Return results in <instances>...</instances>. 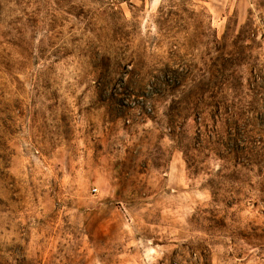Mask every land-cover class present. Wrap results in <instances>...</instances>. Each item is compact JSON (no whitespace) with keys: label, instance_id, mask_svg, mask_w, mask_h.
<instances>
[{"label":"rangeland","instance_id":"obj_1","mask_svg":"<svg viewBox=\"0 0 264 264\" xmlns=\"http://www.w3.org/2000/svg\"><path fill=\"white\" fill-rule=\"evenodd\" d=\"M0 264H264V0H0Z\"/></svg>","mask_w":264,"mask_h":264},{"label":"trees","instance_id":"obj_2","mask_svg":"<svg viewBox=\"0 0 264 264\" xmlns=\"http://www.w3.org/2000/svg\"><path fill=\"white\" fill-rule=\"evenodd\" d=\"M204 87L206 88H203L204 89V96L206 94V92H210V90L214 89V82L213 81H210L208 82L207 84H204Z\"/></svg>","mask_w":264,"mask_h":264}]
</instances>
